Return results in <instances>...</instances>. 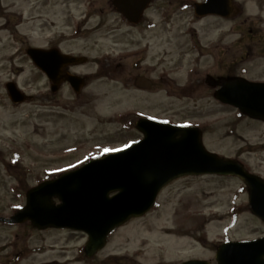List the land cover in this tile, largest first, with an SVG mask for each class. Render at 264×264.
<instances>
[{
    "label": "rangeland",
    "instance_id": "1",
    "mask_svg": "<svg viewBox=\"0 0 264 264\" xmlns=\"http://www.w3.org/2000/svg\"><path fill=\"white\" fill-rule=\"evenodd\" d=\"M195 1L203 0H152L129 25L111 0H0V216L24 205L29 187L140 139L139 116L197 125L208 150L264 178V121L220 103L205 83L225 75L229 62L234 75L264 81V0H234L240 11L228 19L196 17ZM54 41L88 58L76 72L101 66L103 77L90 75L78 95L68 87L51 93L25 51ZM139 73L151 78V90L134 88L130 76ZM9 80L33 99L11 103ZM183 235L192 242L178 241ZM260 236L264 223L237 177L188 176L92 258L80 231L0 222V264H179L212 258L214 243Z\"/></svg>",
    "mask_w": 264,
    "mask_h": 264
},
{
    "label": "water",
    "instance_id": "2",
    "mask_svg": "<svg viewBox=\"0 0 264 264\" xmlns=\"http://www.w3.org/2000/svg\"><path fill=\"white\" fill-rule=\"evenodd\" d=\"M148 2L113 0L114 7L131 22L139 20ZM194 9L198 16L229 17L235 11L232 0H205L196 3ZM27 54L47 73L53 82V91L57 89L55 83L62 79L58 76L61 63L67 65L85 60L59 53L56 49L30 47ZM64 79L71 82L76 91L83 84L76 76L65 75ZM207 80L213 86H219L214 93L216 99L251 118L264 120V82L243 77H208ZM135 85L149 89L151 82L139 76ZM5 87L14 103L31 98L14 82H7ZM135 127L143 134L141 140L29 188L24 206L8 218L0 217V221L10 224L29 221L37 229L82 231L88 236L83 250L91 257L105 246L113 229L147 212L163 186L181 176L200 174L238 176L248 188L250 211L264 221V180L245 170L238 160L207 150L199 128L146 118H139ZM215 258L217 264H264V237L224 242L218 246ZM181 264L210 263L192 259Z\"/></svg>",
    "mask_w": 264,
    "mask_h": 264
},
{
    "label": "flooded vegetation",
    "instance_id": "3",
    "mask_svg": "<svg viewBox=\"0 0 264 264\" xmlns=\"http://www.w3.org/2000/svg\"><path fill=\"white\" fill-rule=\"evenodd\" d=\"M57 45H58V42L54 41L53 44H50V45L47 46V47H48V48H51V47H56ZM221 61H222V60H221ZM221 61H220V62H221ZM231 65H232V62H229L228 67H230ZM77 67H79V66H66V65H61V66L59 67V69H61V70H60L61 75H65V74H67L68 72H71V74H78V75H81V76L84 78L85 86H86L89 82H91L90 79H89L90 75H91L92 77H94L93 80H95V79H98V78H102V77H103L102 74H104V68L101 67V66H100L98 72H93V73H89V74H86V73L79 74L78 72H76V71L74 70V69L77 68ZM139 74H140V73H139ZM139 74H137V75H139ZM44 77H45V76H44ZM45 78H46V77H45ZM134 78H135V76H133V74H132V76H130V82H132V84L134 83ZM46 80H47V78H46ZM194 80H195V86L199 87V86H200V83H201V79H200V78H196V79H194ZM194 80H193V81H194ZM47 81H48V80H47ZM205 83H206V79H205ZM61 87H62V88H64V87H68L70 90H72L70 84H69L67 81H60V82H59V85H58V91L61 90ZM72 91H73V90H72ZM209 260H210V259H209ZM210 261L213 262L212 259H211Z\"/></svg>",
    "mask_w": 264,
    "mask_h": 264
},
{
    "label": "bare ground",
    "instance_id": "4",
    "mask_svg": "<svg viewBox=\"0 0 264 264\" xmlns=\"http://www.w3.org/2000/svg\"><path fill=\"white\" fill-rule=\"evenodd\" d=\"M178 241L182 243L192 242L190 238H187L186 236H181V238L178 239Z\"/></svg>",
    "mask_w": 264,
    "mask_h": 264
}]
</instances>
